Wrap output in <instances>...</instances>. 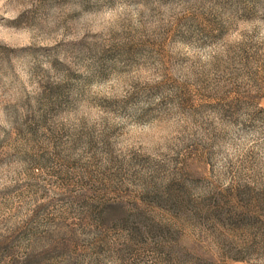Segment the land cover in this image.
I'll use <instances>...</instances> for the list:
<instances>
[{"label": "rangeland", "instance_id": "obj_1", "mask_svg": "<svg viewBox=\"0 0 264 264\" xmlns=\"http://www.w3.org/2000/svg\"><path fill=\"white\" fill-rule=\"evenodd\" d=\"M0 264H264V0H0Z\"/></svg>", "mask_w": 264, "mask_h": 264}]
</instances>
